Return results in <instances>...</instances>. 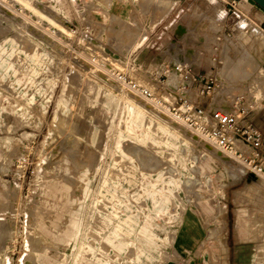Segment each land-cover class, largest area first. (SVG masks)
Segmentation results:
<instances>
[{
  "label": "rangeland",
  "instance_id": "1",
  "mask_svg": "<svg viewBox=\"0 0 264 264\" xmlns=\"http://www.w3.org/2000/svg\"><path fill=\"white\" fill-rule=\"evenodd\" d=\"M228 1L183 9L150 45L80 0H0V264H264L251 146L223 153L115 75L172 102L186 61L264 135V27Z\"/></svg>",
  "mask_w": 264,
  "mask_h": 264
},
{
  "label": "built area",
  "instance_id": "2",
  "mask_svg": "<svg viewBox=\"0 0 264 264\" xmlns=\"http://www.w3.org/2000/svg\"><path fill=\"white\" fill-rule=\"evenodd\" d=\"M238 0H230L228 4L236 11ZM183 82L179 88L178 97L169 102L163 95L138 82L122 71H116V78L132 92L155 104L166 106L165 109L178 121H181L200 136L211 142L225 154H237L239 141L250 145L254 159L248 164L255 171H262L264 167V135L262 132L244 119L250 112L249 107L240 105L236 110H229L213 105L214 96L219 86L217 77L195 72L192 65L182 61L177 66Z\"/></svg>",
  "mask_w": 264,
  "mask_h": 264
},
{
  "label": "crops",
  "instance_id": "3",
  "mask_svg": "<svg viewBox=\"0 0 264 264\" xmlns=\"http://www.w3.org/2000/svg\"><path fill=\"white\" fill-rule=\"evenodd\" d=\"M84 2V6L94 8L96 11L94 16L105 14L121 20L139 23L149 30L148 40L150 45H155L160 35L165 34L170 26L177 23L179 14L186 8H192L199 0H80ZM241 4L247 11L256 18L259 24L264 27V8L251 0H240ZM171 6L169 12H165V7ZM99 12V13H98ZM96 14V15H95ZM164 26V30H163ZM162 29H161V28ZM152 39V40H151ZM151 40V41H150ZM259 43V40L257 41ZM255 42V43H257ZM164 49L166 47V39L163 40ZM161 46V47H162ZM203 51V50H202ZM176 64L181 61L176 59ZM263 72L262 70L260 71ZM143 262V261H142Z\"/></svg>",
  "mask_w": 264,
  "mask_h": 264
},
{
  "label": "bare ground",
  "instance_id": "4",
  "mask_svg": "<svg viewBox=\"0 0 264 264\" xmlns=\"http://www.w3.org/2000/svg\"><path fill=\"white\" fill-rule=\"evenodd\" d=\"M37 11H38V9H37ZM38 12H39V11H38ZM49 18H50V17H49ZM56 23H57V22H56ZM62 25H63V24H62ZM52 46H53V45H52ZM104 58H105V56H104ZM118 61H119V60H118ZM178 65H179V64H175L174 67L171 66V71L174 72V70H175V71L177 70V73H179V71H178V69H177V66H178ZM252 87H253V86H252ZM170 92H171V91H170ZM170 92H168V93H170ZM131 93H132V96H133V97H136V96L140 97V95H138V94H136V93H134V92H131ZM167 97H169V96H167ZM143 99L145 100V98H143ZM166 99H167V98H166ZM152 104H153V103H152ZM152 104H150V102H148V105H151V107L153 106ZM154 105H155V103H154ZM148 107H149V106H148ZM154 107H155V106H154ZM156 107H159V106H156ZM154 109H158V108H154ZM160 110H161V107H160ZM162 111H163V110H162ZM164 111H166V110H164ZM164 111H163V112H164ZM169 114H170V113H169ZM166 115H167V114H166ZM166 115H164V116H166ZM162 116H163V115H162ZM162 116H160L161 119H162V120H165V119L162 118ZM167 116H168V115H167ZM167 116H166V118H167ZM169 116H170V115H169ZM169 116H168V118H169ZM170 117H171V116H170ZM172 117H173V116H172ZM172 117H171V119H172ZM172 120H173V119H172ZM172 120H171V121H172ZM165 121H166V120H165ZM167 121L170 122L169 119H168ZM175 121H177V120L175 119ZM178 122L180 123V121H178ZM181 124H182V123H181ZM183 125H184V124H183ZM194 137H195V136H194ZM195 139H196V138H195ZM207 144H208V143H207ZM238 144H239V143H238ZM238 144H237V145H238ZM239 145H240V144H239ZM239 145H238V147L241 146V145H240V146H239ZM214 148H215V147H214ZM215 149H217V148H215ZM238 149H239V148H238ZM240 149H242V147H241ZM215 151H216V150H215ZM214 154H216V153H214ZM216 156H217V155H216ZM239 161H240V159H239ZM244 165H245V164H244ZM261 178H262V177H261Z\"/></svg>",
  "mask_w": 264,
  "mask_h": 264
},
{
  "label": "water",
  "instance_id": "5",
  "mask_svg": "<svg viewBox=\"0 0 264 264\" xmlns=\"http://www.w3.org/2000/svg\"><path fill=\"white\" fill-rule=\"evenodd\" d=\"M253 1L264 8V0H253Z\"/></svg>",
  "mask_w": 264,
  "mask_h": 264
}]
</instances>
